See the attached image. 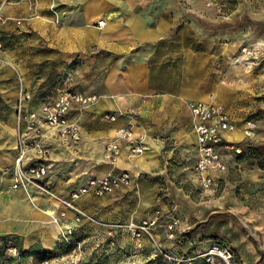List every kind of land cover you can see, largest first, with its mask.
Wrapping results in <instances>:
<instances>
[{
  "label": "crops",
  "instance_id": "1",
  "mask_svg": "<svg viewBox=\"0 0 264 264\" xmlns=\"http://www.w3.org/2000/svg\"><path fill=\"white\" fill-rule=\"evenodd\" d=\"M207 1L12 0L9 4V0H0L10 18H25L17 40L21 48L30 49L29 54L15 57L8 52L5 58L21 71V88L33 95L26 112L39 110L40 97L48 90L57 94L54 86L61 83L59 74L66 69L71 78L66 81L63 77L64 86L85 97H97L93 105L75 109L70 115L81 128L80 143L84 139L87 142L84 149L71 151L54 130L43 127L42 144L49 149L51 171H55L52 186H48L55 196L67 199L91 179L101 180L114 173L139 178L158 165L166 137L178 145L190 141L197 147L190 105L208 99L206 90L211 83L220 90L215 84V66L218 58L228 54L219 48L220 40L234 39L231 31L203 27L202 18L211 17H207ZM101 20L105 21L103 27L98 26ZM17 28L9 22L1 31L15 34ZM31 57L34 63L29 70L26 60ZM73 62L78 65L72 66ZM7 74L0 72L4 78ZM112 116L114 121L109 118ZM127 126H132L136 137L143 138V153L132 155L123 144L118 161L108 163L104 159L106 145ZM21 129L24 133L25 122ZM236 138H240L239 130L226 135L229 142L235 143ZM17 155L15 134L0 133V239L14 237L25 246L60 253L58 234L61 226L73 224L74 212L34 186L13 190ZM149 189L153 190L149 184L131 179L128 186L102 197L90 193L75 205L104 222L138 223L145 219L137 213L138 198L152 201L154 195H148ZM83 234V238L94 235L90 229ZM156 236L165 249L178 241L168 239L164 229ZM147 247L146 256L135 261L157 264L150 257L154 247L146 243Z\"/></svg>",
  "mask_w": 264,
  "mask_h": 264
},
{
  "label": "rangeland",
  "instance_id": "2",
  "mask_svg": "<svg viewBox=\"0 0 264 264\" xmlns=\"http://www.w3.org/2000/svg\"><path fill=\"white\" fill-rule=\"evenodd\" d=\"M11 2L9 0L8 3ZM4 7L0 6V72L8 74L6 78L0 76V133H14L18 145L21 71L14 62H9L7 56L8 59L5 58V54L9 52L15 57H22L21 53L29 54L27 51L30 49L21 48V42L17 40L25 18H10ZM207 8V17H211L202 18L203 27L231 31L234 39L220 40L222 45L219 48L228 50L224 58H218L215 66L218 76L215 84L221 88L219 90L211 83L206 97L214 94L231 115L237 133L238 130L240 132V138L233 141L242 149V154L220 151L228 170L215 176V186L211 193H206L196 170L199 159L196 144L188 141L178 145L168 137L161 138L164 141L155 169L139 178L130 175L132 182H144L153 188L147 192L148 195L153 193V200L137 197L139 205L136 210L139 217H145L143 220L157 219L155 239L162 248L156 232L164 229L170 239L168 225L173 219L179 222L174 228L175 238L170 239L178 240L177 244L167 250L179 247L176 250L187 261L185 264H190L188 259L195 257L193 264H208L206 259L214 243L231 250L235 255V264H264V0H208ZM9 22L19 28L13 31L15 34L2 32ZM15 39L17 42L11 43ZM26 63L31 70L33 58L27 59ZM64 71L67 74L70 72L67 69ZM66 72L59 74L60 81ZM248 121L255 128L252 137L246 138L244 129ZM82 142L65 147L71 151L84 149L87 142L85 139ZM90 144L95 147L92 142ZM13 172L16 177V161ZM54 174V170L50 171L39 183L40 189L34 187L44 195H54L48 186H52ZM12 189L19 190L13 185ZM99 232L86 238L79 236L80 249L77 244H69L66 251L59 250L60 253L52 255L46 254L39 246L28 247L22 240L4 237L0 239V264H75L77 258L81 259L78 264H132L138 256H146L149 249L147 247L135 254V243L126 231L116 239L104 238ZM147 245L151 247L152 244Z\"/></svg>",
  "mask_w": 264,
  "mask_h": 264
},
{
  "label": "built area",
  "instance_id": "3",
  "mask_svg": "<svg viewBox=\"0 0 264 264\" xmlns=\"http://www.w3.org/2000/svg\"><path fill=\"white\" fill-rule=\"evenodd\" d=\"M1 21V18H0ZM105 21L98 23L99 27H103ZM71 78V73L66 74V81ZM61 82V83H59ZM56 95L50 94L49 90L42 99L39 110L26 112V104L33 99V95L21 88V97L18 103V157L16 159V177L13 184L14 189L25 187L27 185L37 186L50 173L51 163L48 157V150L42 144L43 127L54 130L62 143L67 145L71 143H79L82 139L81 128L75 122L70 120L73 110L84 109L93 105L97 97H85L83 94L75 92L71 87L64 86L59 80ZM192 116L194 119V130L197 137L198 162L196 170L200 178V183L204 190H212L215 186V176L226 173L228 170L226 162L223 160L220 151H233L237 155L242 154V149L238 144L229 142L226 135L234 133L236 126L226 108L216 99L214 94H209L206 101L195 102L190 105ZM111 121L115 117H109ZM22 121L26 123V130L23 133L21 129ZM254 124L248 121L244 129L246 138L252 137L254 132ZM123 144L132 155H140L145 149L142 137H136L132 126L121 128L115 138L110 141L104 151V159L111 164H115L122 152ZM34 152V154H32ZM131 177L128 173H114L105 178L91 179L84 187L73 191L69 198L63 199L52 195L66 209L74 212L72 225H63L58 234V244L62 252L66 251L69 244H77L80 249L78 238L82 235V231L90 229L93 234L101 233L103 237L116 239L122 232L130 234L131 239L135 243V254L141 253L146 248V243H150L154 247L153 253L150 255L157 260V264H185L187 261L180 256L176 250L169 251L158 245L155 239L154 227L157 225V219L149 218L139 223L104 222L93 215H89L78 207L75 203L90 193L97 197H102L112 193L117 189L128 186ZM158 215L159 212H156ZM65 218V214H61ZM58 224V220H55ZM179 222L175 219L168 225L169 238L174 239V228ZM87 228V229H86ZM97 231V232H96ZM77 250L74 249V254ZM81 259L77 258L78 264ZM196 257L191 260L190 264ZM208 264H235L234 253L221 244L214 243L211 245L206 259ZM132 264H139L134 262Z\"/></svg>",
  "mask_w": 264,
  "mask_h": 264
},
{
  "label": "trees",
  "instance_id": "4",
  "mask_svg": "<svg viewBox=\"0 0 264 264\" xmlns=\"http://www.w3.org/2000/svg\"><path fill=\"white\" fill-rule=\"evenodd\" d=\"M45 253H46V254H51V255L54 254V253H52V252H51V253H50V252H45ZM55 254H56V253H55Z\"/></svg>",
  "mask_w": 264,
  "mask_h": 264
}]
</instances>
